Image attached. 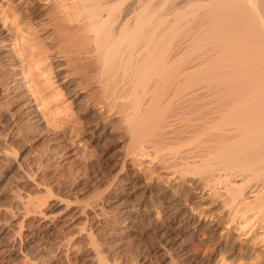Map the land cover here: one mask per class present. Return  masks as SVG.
<instances>
[{
  "label": "bare ground",
  "instance_id": "bare-ground-1",
  "mask_svg": "<svg viewBox=\"0 0 264 264\" xmlns=\"http://www.w3.org/2000/svg\"><path fill=\"white\" fill-rule=\"evenodd\" d=\"M51 1L55 2L54 6L57 8V13L52 16L58 28L68 33L72 31V33L70 35L58 33L55 38H52L45 24L37 21L34 30L38 29V33L42 32L39 36L42 39L41 44L46 42L44 43L46 46H40L35 50L27 47L30 51L26 56L35 58L36 65L42 74L45 77L50 74L49 79L55 80L58 84L57 91L59 90L56 94L60 92L64 94V97H67L74 105L77 114L97 108L103 115L108 114L117 118L118 125L126 135L129 158L130 156L149 158L151 160L149 162L157 165L160 172H172L176 175L180 173L185 178L191 177L189 180L192 186L195 185L201 188V191L202 189L205 190L204 192L207 191L203 200L211 205L217 204L219 209L227 213L229 226L237 224L239 229L246 231L244 235L252 238L258 245H264V0H16L29 7L30 15L35 18V21L45 15H42L40 7ZM23 22L25 21L13 22L9 26L18 28L22 25L27 30L32 28ZM75 25L78 26L77 29L73 28ZM75 36L82 38L86 42L85 46L89 47L86 48L85 53L81 52L82 49H74L69 39ZM4 38L8 37L4 36ZM0 55L6 63L13 64L15 56L1 50ZM86 61L89 62L86 63ZM23 82L24 80L13 82L12 92L20 91V94L11 97V100L16 104L14 108L17 113L28 114L32 117L29 120L38 124L41 120L39 115L37 116V110L31 105L32 98H35L36 102L39 101L40 105H45L46 100L43 96L45 90L31 91L30 89L31 94L25 96L21 90L27 87V83ZM198 85L202 87L201 89L206 88L207 91L203 92H208L209 107L204 104L208 108L205 113L210 116L208 120H205L208 123L203 122L209 126H203L204 129H199L201 131L196 134L193 132L198 130L190 131L192 135L189 133L187 135L185 131L183 134L182 130L179 131L180 133L171 132L168 129L174 126L168 128L172 122L168 121V108L158 103V99L163 97L164 91H167L166 88L169 86L176 88L179 95H183V92H190ZM152 90L155 96L151 98L149 95ZM198 90L200 88L195 91ZM200 92L198 93L201 99L202 92L201 94ZM204 99L206 97L202 98ZM55 101L56 99L53 102ZM2 107L0 103V163L11 160L9 151L12 147L9 148V146H14L12 139L15 135L21 137L18 132L24 133L20 131L21 129L19 131L17 129V132L13 130L15 133H11L14 136L9 135L11 132L10 127L7 126L9 120L1 112ZM170 107L169 110H171ZM203 119L204 117L200 120ZM200 120L199 122H202ZM8 131L10 132L6 134ZM10 140L12 142L9 143ZM55 142L56 145L50 149V156L45 164L47 167L64 154L62 142L58 139ZM12 150L16 149L12 148ZM191 163L196 166L194 167ZM21 164H17V169L22 166ZM13 168L16 169V167ZM25 175L32 177L28 173ZM153 188L143 192L144 198L140 207L126 210L128 206L123 207L125 209L123 211L117 210L120 215L119 227L132 228L136 223L133 224V220H136L133 214L142 207L145 211L157 203L162 204L161 212L165 213L167 223L171 226H169L170 230L161 234L162 239L165 237V244L170 246L167 250L165 245L161 244L163 251H167L163 253L167 255L170 251L176 250L179 252L177 253L179 258H183L186 263L190 260L191 250L183 245L184 241L180 242L182 241L180 235L190 223L185 218L176 229H173L180 211L179 206L174 203L175 200L171 201L174 193L167 200L168 197L164 194L169 192L160 189L157 194ZM32 196L25 195L24 199L18 202L20 209L15 208L16 213H22V220L17 222L20 225L16 226V229L6 226L0 229L2 261L9 262L14 259V253L20 247L24 250L23 254L26 252L25 263L39 262L46 256L38 253L42 248L55 252L60 247H64L67 242L65 240H71L74 237L72 232L63 234L70 230L69 227L67 230L65 227L62 228L65 221L58 220L59 223H55L52 220L54 222L48 223L47 216L46 219L39 217L40 221L28 222L27 219H34L44 213L42 211L44 206L41 209L44 204L39 200L37 203L36 197ZM155 196H158L156 204ZM16 197L23 198L21 195ZM97 200L99 199L96 198L94 206L91 207L92 212L88 216L86 214V222L90 224L95 219L98 222L101 216L106 218L104 215L107 212L104 208L101 207L99 212L96 210L100 204H96ZM118 202L120 207L126 204V201L118 200ZM87 209L84 212H87ZM111 218L113 219V216ZM25 220L26 225H24ZM116 220L118 217L114 219ZM110 226L107 229H110ZM107 229H103L105 232L97 230V233L94 229V231L90 229V233L86 236L87 244L93 247V255H90L93 256L91 260H94L95 264H110L109 256L108 259L105 256L107 251L106 254L104 253L106 245L103 250L101 249L102 240L112 234ZM24 230H28V235H24ZM60 234L65 236L60 238ZM115 235L117 233L111 237L115 238ZM23 236H26L25 239ZM86 237H84L85 240ZM62 240L65 241L64 244ZM159 240L163 243L161 239ZM61 243L63 246H60ZM107 243L114 245V248L119 246L113 241ZM106 248L108 250V247ZM54 252L50 251V253ZM178 256L173 257L174 259L171 257L172 260L169 259L172 262L179 261Z\"/></svg>",
  "mask_w": 264,
  "mask_h": 264
},
{
  "label": "rangeland",
  "instance_id": "rangeland-1",
  "mask_svg": "<svg viewBox=\"0 0 264 264\" xmlns=\"http://www.w3.org/2000/svg\"><path fill=\"white\" fill-rule=\"evenodd\" d=\"M54 5L55 2L53 1L45 4L44 6L42 5L40 7V11H42V15H45L39 18L41 20L37 18V20L35 21V18L30 15V9L28 6H26V4L16 2V0H0V29H2L0 30V50L12 54L13 57L15 56V60L12 64V62L6 63L0 55V103L3 106L1 112L3 113L5 118L9 120L7 126L10 127L11 132L8 131L6 134L10 132L9 135L14 136L11 133H15L14 131H16L17 129L18 131L19 129H21L20 131L24 132H18L21 134H19L21 136L20 138L16 135L13 137L12 140L14 141V146L8 145L9 148L12 147L13 149H16L12 150L11 148L10 151L12 150V152L8 150L10 153L9 155L11 156V160L3 161L2 163H0V229L2 227H12L13 229H16L20 225H18L17 222H20V220H22V213H16L17 210L20 209V205H18V202L20 199H24L25 195L31 194L33 195V198L36 197V202L37 200H39L44 204L41 206V209L44 206V208L42 209V211L44 212L43 215L45 216V213L47 215L45 217L43 215L38 216L34 219L29 218V220L27 219V221L36 222V220L40 221L42 217L46 219L47 216L48 219L46 220L48 223L54 221L55 223H59V221H65V224L66 222L67 224H64L62 228L65 227L67 230V228L69 227L68 229L70 230H68V232L66 233L62 231L63 234L72 232V234H74V237L71 238V240H65L67 242H65L64 240L61 241L63 242V244L65 242L64 247L66 249L64 247H60L59 250H55L54 252V250L42 248L38 253H41L40 255L44 254L43 256H46L43 257L42 261L40 260L41 262L39 261L35 263H25L26 261H24V257H26V252L23 254L24 250L19 247L14 253V259L10 260L9 262H6V260L2 261V254H0V264H95L96 262L94 260H91L93 259V256L91 257L90 255L93 253V247H91L89 243L87 244L88 241L86 236L90 233V229L92 231L95 230L96 233L98 232L97 230H102L103 232H105V228L107 229L109 228L108 226L113 224L114 225L110 226V229H107V231L112 232L111 236L117 233V235H115V238L117 236L118 237L115 239L113 238L114 236H108V238H104L102 240L103 242L101 244L102 250L105 245L106 247H108V250L106 247V249L104 248V253L107 251V254L105 253V256L107 259L109 256L110 260L108 262L110 264H112L113 262L114 264H173L174 262L175 264H264V245H258V243H255L256 241L254 242L252 238L244 235V232L246 231H242L241 229H239L237 224H232V226H229V216L227 215V213L219 209V206H217V204L211 205L208 202L206 203L203 200V197H205V193H207V191L204 192L205 190L202 189L201 191V188L198 187V190L197 186H192L193 184L190 181L191 177L189 178L188 176H186V178L188 177L186 180V178L180 173L176 175V173L173 174L172 172H160V169L157 165L155 166V164L153 165V163L149 162L151 161L149 160V158L141 156H130L129 158L126 135H124V131L121 129V126L118 125L119 122L117 118L109 116L108 114V116L103 115V113L97 108L92 109V111H86L77 114L74 105L70 102V100H68L67 97H64V94H61V92L58 95L56 94L58 84L55 83V80L49 79L50 74H47L48 76L46 77L42 74L41 70L36 65L37 60L35 58L33 59L26 56L30 51L29 49L35 50L40 46H46V44H44L46 42H43V45L41 44L42 39L39 37L42 32L38 33V29L34 30L39 21L45 24V26L48 28V34H51V37L53 36L52 38H55L58 33H63L65 35H70L72 33V31L68 33L63 29L60 30L58 28V24L52 16L57 13V8ZM22 21H25L23 23L31 26L32 28L30 30H27L25 26L22 25H20L18 28H11V26H9L13 22L19 23ZM4 26L6 28H4ZM73 28L77 29L78 26L75 25ZM4 36L8 38H4ZM69 40L72 41L74 49H82L81 52L83 53H85L89 48L85 46L86 42L82 38L75 36L73 39ZM34 44L36 45V47ZM31 46L34 48H32ZM27 47H29V49ZM22 55H24L25 58L24 56L22 57ZM88 62L89 61H86V63ZM22 79L24 80L23 83H27V87H25L23 91L21 90V93L23 92L25 96L26 94H31L29 93L30 89L31 91H37V89L45 90L43 93V96L46 100L44 102L45 105H40L39 101L36 102L34 101L35 98H32L33 103L31 105H33V108L37 110V116L39 115V120H41V122L38 124H34L31 120H29L32 117L28 114L21 115L17 113L16 109L14 108L16 104H14V102L11 100V97L20 94V91L12 92L13 90L11 89V86L12 84H14L13 82H16L18 80L23 81ZM197 88H200V90H202V95H205H201V99L198 93L200 92V90L195 91ZM201 88L202 87H200L199 85L195 86V88H193V90H191L190 92H183V95H179L178 90H176V88L174 89V87L169 86L168 88H166L167 91H164V93L166 92V94L164 95L163 93V97H160L158 99V103L160 102L162 103V105L168 108V121L172 122L167 125L168 128L169 126H174L171 129L169 128L168 130H171V132L174 131V133H180L179 131L182 130L181 132H183V134L185 131L187 135L188 133L189 135H192L193 133L196 134V132H200L201 130L199 129H204L206 125L209 126L208 124L205 125L204 123H208V121L205 120H208V117L210 116L205 113L206 109H208L206 108L205 104H209L207 101V99H209V97H207L208 92H203L207 90L206 88ZM193 95L195 97L197 96V100L199 99L198 102ZM153 96H155V92H153L152 90L149 97L152 98ZM204 97H206V99L202 100V98ZM61 98L64 100H62ZM55 99L57 105L55 104V102H53ZM59 100L60 102H57ZM199 101H201V103ZM48 102H51V104H49ZM199 103L201 106L199 105ZM169 107L171 110H169ZM199 107L201 108L199 109ZM207 107H209V105ZM191 109L194 111H192ZM201 114H203V116ZM202 117H204V119L200 120L202 119ZM199 120L204 122H199ZM198 126L201 128H199ZM194 129L198 131H195ZM187 130L189 132H187ZM190 131L195 132L191 134ZM57 139L62 142L61 144L63 146L62 148L64 154L61 158L52 162L50 164L51 167H47L45 164L49 158L48 156H50V149L56 145L55 140ZM12 140H10L9 143L12 142ZM14 151L16 152V154H12ZM19 163H22V166L17 169V164ZM41 164L46 167L42 166ZM193 165L194 167L196 166L195 164ZM13 167H16V169ZM24 172L28 173L32 177H27ZM152 187L155 188L153 189L156 190L157 194L160 189H165L164 191L169 192L164 194L168 197L167 200H169L173 196V198H171V201L175 200L174 203L179 206V218L177 220V223L173 225V229H176L179 226L181 220L185 218L190 223L186 230L180 235V238L182 240L180 242L184 241V244H182L191 250L190 260L186 263H184L185 261L183 260V258H179V254H177L179 252H177L176 250H172L170 252L168 251V257H166L167 255H164L163 253H167V251H163L161 244H163L162 246L165 245V249L167 250L170 246H167V244H165V237H163L162 239L161 234L165 233L166 230H170L171 226L167 223L165 213L163 212V214L161 212L162 204L157 203L158 196H155L154 201L155 204H157L154 207L146 209L145 211H143L142 207L138 211L139 213L137 212L136 214H133V217H136V220L138 218L139 219L137 221L135 219V221L133 220V224L134 222L136 223L132 228L122 229L119 227V212L121 210L123 211V207L129 206V209L126 208V210H130L138 206L140 207L143 203V192L145 190H148L149 188L152 189ZM168 188L171 190H169ZM18 194H20L23 198L17 199L18 197H16V195L20 196ZM101 196L102 200H105L102 201ZM96 198L99 199L97 200L96 204L100 203L99 206H97L96 210L99 212L100 208L102 207V209H105L107 214L104 215L106 216V218L101 216L99 217L100 219L98 218V222L97 219H95V222L93 221L94 224L91 223L93 224L91 225L89 222H86V217L92 212L93 208L91 209V207L94 206V201L96 200ZM118 200L120 202L126 201L127 205H121V208L120 205L118 206ZM101 204L102 206H100ZM15 208L18 209L16 210ZM84 208L89 209H87V212H84L86 210ZM118 209L119 212L117 211ZM80 212H82V214ZM14 213L16 214L14 215ZM111 216H113V219L111 218ZM116 216L118 217V220H116L118 222L114 221V219H117ZM26 224L27 223L25 220L24 225ZM98 225L100 228L98 227ZM119 231L124 232L119 234ZM79 232L80 234H78ZM23 233L24 235H28L29 232L28 230H24ZM63 234L62 236L60 234L59 237L63 238L65 236ZM98 236H96V238ZM25 237L26 236H23L24 239ZM84 237H86V240ZM159 239H161V242L163 243H160ZM109 241H113L117 246H119L114 248V245L111 246L107 243ZM63 244L61 243L60 246H63ZM112 250H114V253L112 252ZM50 251L54 252L55 254L50 253ZM19 252H21L22 254L20 255ZM109 252H111L112 254ZM17 256L19 257L15 259V257ZM176 256H178L177 260L179 261H170L171 257L172 259H174ZM29 257L33 258L31 256Z\"/></svg>",
  "mask_w": 264,
  "mask_h": 264
}]
</instances>
